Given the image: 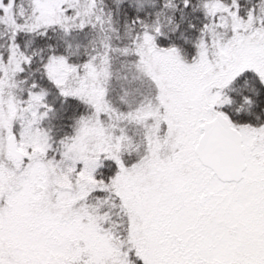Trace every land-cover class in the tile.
Instances as JSON below:
<instances>
[{
  "label": "snow or ice",
  "instance_id": "6c2138e0",
  "mask_svg": "<svg viewBox=\"0 0 264 264\" xmlns=\"http://www.w3.org/2000/svg\"><path fill=\"white\" fill-rule=\"evenodd\" d=\"M0 264H264V0H0Z\"/></svg>",
  "mask_w": 264,
  "mask_h": 264
}]
</instances>
